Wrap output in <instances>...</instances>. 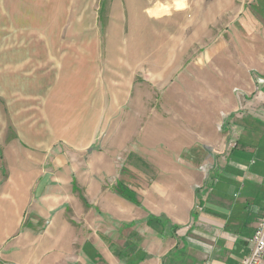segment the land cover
<instances>
[{
    "label": "rangeland",
    "instance_id": "obj_1",
    "mask_svg": "<svg viewBox=\"0 0 264 264\" xmlns=\"http://www.w3.org/2000/svg\"><path fill=\"white\" fill-rule=\"evenodd\" d=\"M259 67L264 0H0V264H41L45 242L65 239L43 231L31 194L34 205L46 194L80 238L87 223L169 233V147L188 137L181 158L207 144L218 116L228 138L236 111L264 97ZM230 90L236 108L214 113ZM110 195L143 218L102 213ZM97 230L90 237L124 260Z\"/></svg>",
    "mask_w": 264,
    "mask_h": 264
},
{
    "label": "crops",
    "instance_id": "obj_2",
    "mask_svg": "<svg viewBox=\"0 0 264 264\" xmlns=\"http://www.w3.org/2000/svg\"><path fill=\"white\" fill-rule=\"evenodd\" d=\"M257 70L264 72L260 67ZM238 88L247 94L252 91V82L245 80ZM214 98L218 99L212 107L214 113L226 114L236 108L231 90L229 95ZM246 108L247 112L245 109L243 116L234 122L238 131L235 148L224 150L227 137L225 130L218 128L222 122L219 116L216 131L205 137L207 144L193 145L191 153L181 158L177 153L188 137H182L183 144L169 147V233L165 235L159 234L157 227L141 223L118 231L107 224L94 229L87 223L86 235L80 238L78 228L71 229L61 212L50 211L54 205L47 203L46 194H41L35 205L31 194L29 206L41 222H46L43 231L56 235L66 232L65 239L59 235L52 243L45 242L41 264H134L136 252L149 255L136 264H239L249 253L248 239L264 213V97L251 103L248 100ZM202 118L199 114L198 120ZM202 123L203 129V120ZM204 153H211L210 162L201 160ZM86 196H93L89 188ZM102 206V213L119 221L144 216L141 209L113 195L103 199ZM93 230L113 237L116 245L126 251L124 260L98 236V239L90 237ZM23 235L31 236L32 230L24 229ZM98 252L103 255L100 262L96 261Z\"/></svg>",
    "mask_w": 264,
    "mask_h": 264
},
{
    "label": "built area",
    "instance_id": "obj_3",
    "mask_svg": "<svg viewBox=\"0 0 264 264\" xmlns=\"http://www.w3.org/2000/svg\"><path fill=\"white\" fill-rule=\"evenodd\" d=\"M258 83L262 84L264 83V80L260 79ZM236 112V117L243 115L241 110ZM227 136L228 138L226 139L225 151H229L237 146V134L233 127L232 131L228 132ZM248 243L249 253L242 258L239 264H261L264 257V213L257 222L252 235L248 239Z\"/></svg>",
    "mask_w": 264,
    "mask_h": 264
},
{
    "label": "trees",
    "instance_id": "obj_4",
    "mask_svg": "<svg viewBox=\"0 0 264 264\" xmlns=\"http://www.w3.org/2000/svg\"><path fill=\"white\" fill-rule=\"evenodd\" d=\"M127 196V198H129V199H131L132 198V196H130V195H126ZM132 201H135V199L134 200H132Z\"/></svg>",
    "mask_w": 264,
    "mask_h": 264
}]
</instances>
